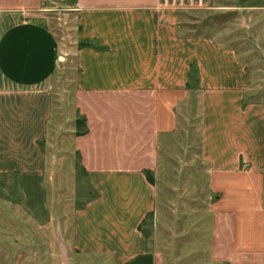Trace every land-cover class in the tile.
Segmentation results:
<instances>
[{
	"label": "crops",
	"instance_id": "obj_1",
	"mask_svg": "<svg viewBox=\"0 0 264 264\" xmlns=\"http://www.w3.org/2000/svg\"><path fill=\"white\" fill-rule=\"evenodd\" d=\"M259 2L249 9L264 13ZM38 3L0 0V189L16 177L21 209L45 226L54 221L45 176L53 169L76 175L80 164L95 197L71 213L64 262L157 264L139 230L154 215L155 178L194 168L193 193L205 196V206L214 197L215 264H264V106L244 99L251 76L233 51L179 33V11L219 7L212 0H72V71L52 102L58 46L45 17L33 13ZM161 139L168 140L163 156Z\"/></svg>",
	"mask_w": 264,
	"mask_h": 264
},
{
	"label": "rangeland",
	"instance_id": "obj_2",
	"mask_svg": "<svg viewBox=\"0 0 264 264\" xmlns=\"http://www.w3.org/2000/svg\"><path fill=\"white\" fill-rule=\"evenodd\" d=\"M71 3L72 0H39L33 11L45 17L58 46V64L50 83L52 102L59 99V90L65 87L64 78H68L72 71L71 53L76 41L72 37L75 26L72 13L69 12ZM212 5L219 8L179 11L177 19L183 26L179 33L206 36L233 51L251 76V86L244 99L264 106V13L258 7L249 9L252 8L250 6H260L259 0H212ZM56 104H52L54 109ZM194 130L191 128L190 155L197 152ZM83 131L84 128L79 127V132ZM167 141L161 139L159 142L160 156L164 155L160 153L166 148ZM184 148L181 150L184 151ZM46 154V163H50L51 152ZM162 163L168 164L166 159ZM183 164L188 162H179L178 167L182 168ZM81 168L79 164L73 176H66L67 172L62 176L54 169L50 172L53 177L45 176V180H48L45 183L47 198L54 218L53 222L45 226L32 223L21 209L16 177H12L8 188L0 189V264H66L61 256L62 250L64 252L62 241L68 235L71 213L83 207L92 195L95 197ZM193 175L194 168H191L186 176L155 178L158 196L154 215H148L139 230L147 249L157 254V264H215L210 241L212 212L208 206L209 198L212 202L214 197H207L205 206V196L192 191L191 180L197 179V174ZM168 179L175 181V189L169 188ZM187 180L190 186L187 183L185 187L184 181ZM37 185L35 183L28 187L32 189ZM30 195L33 204L40 205L42 198L38 192H31ZM63 256L65 259V252Z\"/></svg>",
	"mask_w": 264,
	"mask_h": 264
},
{
	"label": "trees",
	"instance_id": "obj_3",
	"mask_svg": "<svg viewBox=\"0 0 264 264\" xmlns=\"http://www.w3.org/2000/svg\"><path fill=\"white\" fill-rule=\"evenodd\" d=\"M84 45H86V44L85 43H79L78 46L81 47V46H84ZM81 133H83V132H81ZM144 176H145L146 181L151 184L152 183V177H151V175L148 172H144Z\"/></svg>",
	"mask_w": 264,
	"mask_h": 264
}]
</instances>
